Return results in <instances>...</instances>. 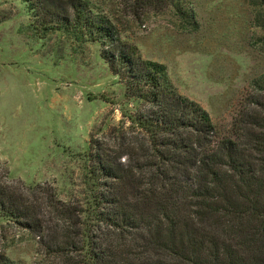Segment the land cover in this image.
I'll return each instance as SVG.
<instances>
[{
    "label": "trees",
    "instance_id": "obj_1",
    "mask_svg": "<svg viewBox=\"0 0 264 264\" xmlns=\"http://www.w3.org/2000/svg\"><path fill=\"white\" fill-rule=\"evenodd\" d=\"M38 37L99 44L133 110L87 152V193L31 196L0 165V218L38 238L42 264H264V74L223 135L182 96L166 65L145 60L89 0H22ZM188 28L196 14L164 0ZM264 53V0H249ZM0 264H19L0 249Z\"/></svg>",
    "mask_w": 264,
    "mask_h": 264
},
{
    "label": "rangeland",
    "instance_id": "obj_2",
    "mask_svg": "<svg viewBox=\"0 0 264 264\" xmlns=\"http://www.w3.org/2000/svg\"><path fill=\"white\" fill-rule=\"evenodd\" d=\"M89 1L145 60L166 65L177 91L232 136L251 81L264 74L249 0H182L196 14L195 30L164 0ZM31 22L22 0H0V165L28 196L47 187L83 200L90 141L109 134L135 103L99 44L62 32L38 37ZM38 241L0 218V249L11 260L42 264Z\"/></svg>",
    "mask_w": 264,
    "mask_h": 264
}]
</instances>
